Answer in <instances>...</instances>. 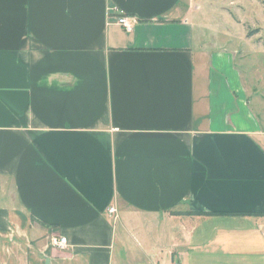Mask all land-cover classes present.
I'll list each match as a JSON object with an SVG mask.
<instances>
[{
    "label": "crops",
    "instance_id": "obj_1",
    "mask_svg": "<svg viewBox=\"0 0 264 264\" xmlns=\"http://www.w3.org/2000/svg\"><path fill=\"white\" fill-rule=\"evenodd\" d=\"M197 9L0 0V264H264V120Z\"/></svg>",
    "mask_w": 264,
    "mask_h": 264
},
{
    "label": "rangeland",
    "instance_id": "obj_2",
    "mask_svg": "<svg viewBox=\"0 0 264 264\" xmlns=\"http://www.w3.org/2000/svg\"><path fill=\"white\" fill-rule=\"evenodd\" d=\"M192 14L235 53L250 106L264 120V0H197Z\"/></svg>",
    "mask_w": 264,
    "mask_h": 264
},
{
    "label": "built area",
    "instance_id": "obj_3",
    "mask_svg": "<svg viewBox=\"0 0 264 264\" xmlns=\"http://www.w3.org/2000/svg\"><path fill=\"white\" fill-rule=\"evenodd\" d=\"M113 12L117 15L116 16L117 24L121 26L127 33L132 32L134 27V20L117 8H114ZM108 212L109 214H115L116 213L115 206L110 207ZM52 244L57 248L63 249L66 244V239L63 237H59V238L53 237Z\"/></svg>",
    "mask_w": 264,
    "mask_h": 264
}]
</instances>
